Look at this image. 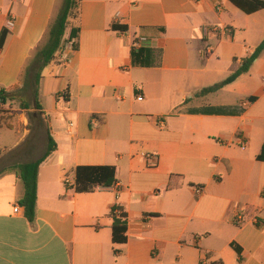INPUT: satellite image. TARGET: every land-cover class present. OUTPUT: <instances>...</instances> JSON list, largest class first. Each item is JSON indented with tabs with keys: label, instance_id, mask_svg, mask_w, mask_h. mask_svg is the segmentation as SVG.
Returning <instances> with one entry per match:
<instances>
[{
	"label": "crops",
	"instance_id": "crops-1",
	"mask_svg": "<svg viewBox=\"0 0 264 264\" xmlns=\"http://www.w3.org/2000/svg\"><path fill=\"white\" fill-rule=\"evenodd\" d=\"M60 8L0 0V89L19 83ZM138 38L153 64L134 62ZM263 40L264 9L246 14L231 0H79L42 72V110L0 128V264H264V51L234 82L195 95ZM49 135L57 148L39 167L29 221L16 166L40 159ZM80 167H112L116 183L77 192ZM115 206L125 243L113 241Z\"/></svg>",
	"mask_w": 264,
	"mask_h": 264
},
{
	"label": "trees",
	"instance_id": "trees-1",
	"mask_svg": "<svg viewBox=\"0 0 264 264\" xmlns=\"http://www.w3.org/2000/svg\"><path fill=\"white\" fill-rule=\"evenodd\" d=\"M231 2L241 9L246 14H252L264 9V0H231ZM79 5V0H63L56 18L50 25L45 39L39 47L33 52L31 58L27 62L18 84L11 89H0V105H7L10 101H19L23 109H31V100L34 107L42 110V105L39 101V85L42 77V72L45 67L54 59L57 51L65 43V34L71 17L76 15V10ZM117 28V26H113ZM77 31L73 30L71 36L76 37ZM7 37V31H3L0 37V47L3 46ZM264 51V40L256 48L252 55L245 58L236 69L222 82L214 86L204 88L197 92L196 96H204L210 93L217 92L224 86L234 82L242 74L249 72L253 63L258 59ZM145 53L153 55L154 50L142 48L140 50H132V57L136 64H148L153 62L142 61L140 57ZM248 101H254V98H249ZM0 118V128L6 126L12 128L11 122H8L13 116H9L7 111H3ZM57 148L56 142L49 135L48 146L44 155L34 162H27L16 166V170L23 182L24 195L20 200V204L25 209V215L29 221L35 219L37 205V181L39 167L45 159L51 155ZM264 153V151H263ZM260 159L263 155L259 156ZM116 183L115 169L112 167H80L77 169V182L75 190L77 192L93 191L96 187H111ZM120 211V214H118ZM113 223V241L115 243H125L127 241V216L119 206L112 209ZM259 221V220H257Z\"/></svg>",
	"mask_w": 264,
	"mask_h": 264
},
{
	"label": "built area",
	"instance_id": "built-area-1",
	"mask_svg": "<svg viewBox=\"0 0 264 264\" xmlns=\"http://www.w3.org/2000/svg\"><path fill=\"white\" fill-rule=\"evenodd\" d=\"M14 24H15L14 20L13 19H9L7 21V23H6V28L12 29L14 27ZM224 30H225V32H228V33L231 32V30L227 29V28H225ZM220 31H221V28L216 27V26L210 27V26L205 25L203 27V32H204L205 35H209L211 33H213V34L220 33ZM148 43H149V40L147 38H138L137 41L135 42L134 46L137 49H142ZM74 48H75V40H73L71 43H69V49H74ZM201 52L203 54L209 56V55H211L213 53V47L207 41H205L204 49ZM67 58H68V56L66 55V53L62 54V59H63L64 62L67 61ZM138 99L142 100L143 98L140 97ZM0 107H1V105H0ZM70 125L72 126L73 123L71 122ZM145 157L148 160H155L156 161L155 156L153 154H151V153L146 154ZM66 183L70 184V180L67 179ZM197 192H201V189H197ZM20 211H21V206L16 205L15 208H14V212L15 213H19ZM118 214H120V211H118ZM245 214H246V210H243L241 213H239L237 215L235 223L241 224L243 222V220H244Z\"/></svg>",
	"mask_w": 264,
	"mask_h": 264
},
{
	"label": "rangeland",
	"instance_id": "rangeland-1",
	"mask_svg": "<svg viewBox=\"0 0 264 264\" xmlns=\"http://www.w3.org/2000/svg\"><path fill=\"white\" fill-rule=\"evenodd\" d=\"M63 5V1L61 0V6ZM34 105V103H33V101L31 100V108L32 107H34L33 106ZM3 111H7V113H9V116H14L13 114H17V113H21V112H23V111H25V112H27L26 110H23V108L21 107V105H20V102L19 101H10L7 105H5V106H3V105H1V107H0V115H2V112ZM30 115H32V114H30ZM29 115V116H30ZM2 116H6V114H3ZM32 120H31V128L32 129H34V126H35V121H34V119L33 118H31ZM45 133V132H44ZM0 139L1 140H3V141H6V140H4V138L3 137H1L0 136Z\"/></svg>",
	"mask_w": 264,
	"mask_h": 264
}]
</instances>
